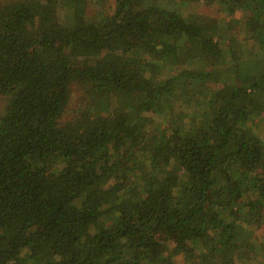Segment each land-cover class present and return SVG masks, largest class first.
Masks as SVG:
<instances>
[{"label":"trees","instance_id":"trees-1","mask_svg":"<svg viewBox=\"0 0 264 264\" xmlns=\"http://www.w3.org/2000/svg\"><path fill=\"white\" fill-rule=\"evenodd\" d=\"M188 4L0 0V264H264L238 256L264 217V0Z\"/></svg>","mask_w":264,"mask_h":264},{"label":"rangeland","instance_id":"rangeland-1","mask_svg":"<svg viewBox=\"0 0 264 264\" xmlns=\"http://www.w3.org/2000/svg\"><path fill=\"white\" fill-rule=\"evenodd\" d=\"M219 7H220L219 5L207 6L206 4H204V0H189V4L188 6H186V10L184 11V17L187 18L189 22H192L194 24L199 23L202 17L208 18L211 23L216 22V20L220 16H224L226 19H230L231 17L227 16L225 13L219 12L220 11ZM96 17L97 15L93 16L95 24L98 23L97 20L98 18ZM241 17H242V11L240 10L236 11V13L233 16V22L230 29V33L236 35L237 37H240L242 33L240 30V28H242ZM50 23L52 25H57L56 18H52ZM133 42L135 43L139 51H141L144 54L147 53L146 48L144 47L141 40H139V38L134 36ZM186 43L189 46L188 55L194 57L197 52L196 49L193 47L192 40L188 38L186 40ZM236 54L238 56L237 59L240 65L249 64L257 56V54L259 55L257 44L254 43V41H250V40L248 42L242 41L241 48L238 49ZM226 69L228 72H231L232 66H227ZM80 95L81 92L72 91L70 93V104L67 107L66 116H70L72 112L76 109V104L80 98L79 97ZM187 96H188V101H190V93H187ZM6 102H7V97L4 95H0V118L3 117V115L6 112V108H5ZM192 105L198 106L199 103L197 102V104L194 103ZM191 121L192 122L194 121V117H191ZM251 125L255 126L254 129L256 130L258 135L264 140V113L262 114L261 119L257 120V123L256 121L251 120ZM156 177L157 176L153 174H147L142 176L145 182H148L149 180H157ZM254 202H255L256 212L258 214H264V206H261L257 200ZM241 205L242 204L239 203V206ZM244 214L248 216V215H252V212L246 211L244 212ZM255 219H257V224L246 225L248 230L251 232L252 239L245 242L244 247L241 251H239L240 253H238V256L248 260L251 259L256 260L257 257L260 258L261 260H264V217L262 216L261 218H255ZM239 235L241 237L243 236V226L240 228ZM235 248L236 246L233 247V250ZM146 252L149 256L153 258H158L164 254L167 258L171 257V254L167 250V245L165 243H163V246L160 249H149ZM229 259L231 258H228L227 260ZM175 263L181 264L177 262V260L175 261Z\"/></svg>","mask_w":264,"mask_h":264}]
</instances>
